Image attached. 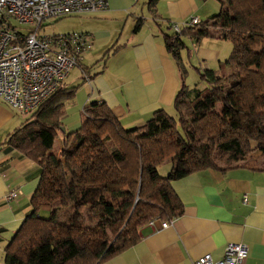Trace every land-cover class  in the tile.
<instances>
[{
    "label": "trees",
    "instance_id": "1",
    "mask_svg": "<svg viewBox=\"0 0 264 264\" xmlns=\"http://www.w3.org/2000/svg\"><path fill=\"white\" fill-rule=\"evenodd\" d=\"M217 2L218 11L198 24L163 35L178 64L185 37L231 44L217 68L199 72L203 84L181 81L171 113L159 108L141 125L124 127L105 104L90 102L54 153L61 97L76 89L59 85L9 135L8 143L37 161L41 174L31 212L7 245V264H98L138 241L151 218L182 213L172 180L232 167L251 149L264 151V0ZM164 161L170 168L161 176ZM42 206L49 208L46 217L38 214Z\"/></svg>",
    "mask_w": 264,
    "mask_h": 264
},
{
    "label": "crops",
    "instance_id": "2",
    "mask_svg": "<svg viewBox=\"0 0 264 264\" xmlns=\"http://www.w3.org/2000/svg\"><path fill=\"white\" fill-rule=\"evenodd\" d=\"M150 1L107 0L100 11L78 13L86 22L83 19L74 31L86 33L90 46L80 66L62 80L64 87L76 86L72 96L61 97L64 114L66 106L70 111L82 105L81 120L83 107L98 102L122 126L141 125L156 109L172 112L175 94L181 81L185 83L180 64L183 73L192 66L191 60L205 69L217 68L228 56L230 49L217 37L197 41L185 37L178 64L163 38L172 32L169 21H182L189 15L204 20L218 9L217 0ZM22 114L0 99V264H7V245L31 212V197L41 174L37 161L8 143L9 135L27 118ZM75 129L60 127L57 135L62 139V132ZM170 184L182 213L164 219L173 221L163 229L146 223L138 241L98 264H194L205 253L221 257L229 242L246 244L243 264H264V167H207ZM10 190L19 193L5 200ZM40 210L49 212L47 206Z\"/></svg>",
    "mask_w": 264,
    "mask_h": 264
},
{
    "label": "built area",
    "instance_id": "3",
    "mask_svg": "<svg viewBox=\"0 0 264 264\" xmlns=\"http://www.w3.org/2000/svg\"><path fill=\"white\" fill-rule=\"evenodd\" d=\"M107 0H0V99L16 111H34L57 87L67 73L80 66L90 46L86 33L72 31L45 35L39 30L44 19L104 9ZM30 24L27 31L13 24ZM199 17L189 15L182 21H169L173 32L183 25H195ZM5 194V200L18 195ZM173 219L151 218L152 229L168 227ZM248 255L246 244L229 242L219 258L210 253L200 255L194 264H243Z\"/></svg>",
    "mask_w": 264,
    "mask_h": 264
},
{
    "label": "rangeland",
    "instance_id": "4",
    "mask_svg": "<svg viewBox=\"0 0 264 264\" xmlns=\"http://www.w3.org/2000/svg\"><path fill=\"white\" fill-rule=\"evenodd\" d=\"M218 9L216 10V12ZM84 19V20H83ZM83 24L86 22V17L79 16V14H70V15H63L60 17H49L43 20L42 25L40 27L39 33L45 34V35H55V34H65L72 32L76 30L77 26L82 22ZM13 24L16 26L17 29H21L23 31H27L28 27H31L30 24L27 25H20L18 23L13 22ZM82 24V25H83ZM224 45H227V47L230 49L231 44L229 43V40H223L222 42ZM228 49V51H229ZM231 50V49H230ZM230 52V51H229ZM192 66H189L188 69H185V83L187 86H193L194 84H198L200 86L203 84L201 81H199V72H201L204 67H202L201 63L199 61L191 60L190 62ZM198 70V71H197ZM200 84V85H199ZM82 105H80L79 108L72 109L70 111H67V106L65 109V114L63 116V119H61L62 122V128L64 130L69 131L71 129L78 128V126L81 123L80 117H81V108ZM31 114V111L25 112V117H29ZM67 126V127H66ZM61 144V138L60 134L55 137L53 146L51 148V151L54 153H57L59 150ZM219 165H225L223 163H220L217 161ZM234 164H245L250 166H256V167H264V151H260L258 149H251L245 157L239 161H237ZM233 164V165H234ZM170 167V163L167 161L162 162L158 167V172L161 176H165L168 172V168ZM39 214L42 217L48 216V212L44 213L41 210H39Z\"/></svg>",
    "mask_w": 264,
    "mask_h": 264
}]
</instances>
